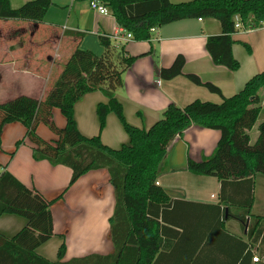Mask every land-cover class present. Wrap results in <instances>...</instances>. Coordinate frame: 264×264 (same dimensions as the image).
Here are the masks:
<instances>
[{
    "label": "crops",
    "instance_id": "0c3cea01",
    "mask_svg": "<svg viewBox=\"0 0 264 264\" xmlns=\"http://www.w3.org/2000/svg\"><path fill=\"white\" fill-rule=\"evenodd\" d=\"M10 1L13 7H19L30 0H16L18 4ZM51 2L42 21L0 18L3 20L0 39H3L1 36L8 39V44L0 48L6 55L4 61H8V81L24 86L17 89H27L0 104L24 96L38 101L45 99L77 48L103 55L105 47L100 35L112 37L117 47L124 45L126 52L136 57L124 71L123 86L116 90V97L123 105L126 121L142 129L153 126L171 103L180 107L196 99L221 103L223 97L237 94L254 75L264 71V24L254 29H236L232 35V52L240 67L231 70L216 64L206 48L209 36L222 33L221 22L216 18H186L154 26L150 29V39L138 40L117 23L111 11L95 12L90 0ZM178 55L185 59L183 73L170 79L162 77L161 70L170 67ZM187 74L213 83L221 94L194 83ZM262 91L264 96V88ZM107 101L102 90L89 92L75 103L74 115L83 135H99L104 144L118 149L130 138L114 112L108 113L101 130L97 105ZM53 120L59 128L66 124L58 108L53 109ZM263 121L262 107L258 120L249 130L252 145L259 137V125ZM41 124L44 123L37 128L39 135L46 140L56 139V134L52 136ZM25 134L26 126L21 122L5 125L0 142V174L9 171L48 200L55 199L68 187L72 169L52 165L48 160H35L32 144L27 139L16 147V142ZM220 136L219 130L192 125L172 141L157 180L170 197L171 205L165 212L166 222L160 220L164 225V246L156 264L234 262L237 249L233 239L221 234L219 239H208L211 230L217 229L216 209L212 206L218 204L227 213L222 220L223 229L250 244V264H264V174L247 180H230L223 186L216 176L193 174L187 168L189 158L202 160L211 156ZM115 204V189L108 170L101 168L85 173L51 206L54 234L37 248V253L57 261L63 243L66 245L64 261L113 252L109 219ZM25 224L21 216L4 214L0 217V232L11 237ZM249 226L253 229L250 237ZM259 229V236L254 238ZM215 233L218 232L215 230ZM255 255L259 256L258 261H253Z\"/></svg>",
    "mask_w": 264,
    "mask_h": 264
},
{
    "label": "trees",
    "instance_id": "16d2710c",
    "mask_svg": "<svg viewBox=\"0 0 264 264\" xmlns=\"http://www.w3.org/2000/svg\"><path fill=\"white\" fill-rule=\"evenodd\" d=\"M99 1L109 8L117 23L138 40L150 39V29L154 26L186 18L218 19L222 33L209 36L206 48L216 64L231 70L240 67L232 52L237 17L251 29L264 24V0ZM51 3V0H30L13 7L10 0H0V18L42 21ZM100 42L105 47L101 56L81 48L72 53L45 99L38 101L24 96L0 104V141L6 124L21 122L26 126V134L16 142V147L27 139L32 144L35 160H48L52 165L72 169L68 187L52 200L36 188L26 186L9 171L0 174V217L13 214L26 220L11 237L0 232V264H156L164 246L161 221L166 222L165 212L171 205L170 197L157 180L172 141L192 125L219 130L221 136L211 156L202 160L188 159L190 172L216 176L223 186L230 180H247L264 174V121L259 125L260 134L255 144L250 143L249 135L264 108L261 95L264 71L254 75L237 94L223 97L221 103L200 99L185 107L171 103L153 126L142 129L126 121L123 105L116 97V90L123 86V73L136 57L130 56L124 45L117 47L110 36L100 35ZM245 46L251 51L248 44ZM184 64V57L178 55L170 67L161 70V76L170 79L182 74ZM186 76L221 94L213 83L203 82L195 74ZM98 89L108 98L107 102L97 105L101 130L108 113L114 112L129 135V142L118 149L104 144L99 135L87 137L78 129L75 103ZM54 108L60 109L66 118L62 128L54 123ZM40 123L48 124L56 139L46 140L40 136L37 132ZM101 168L108 170L115 189V210L109 219L114 251L64 261L66 245L63 243L57 261L38 254L37 248L54 234L51 206L82 175ZM212 207L216 209L217 229L211 230L208 239H219V234L233 239L237 257L231 264H250V244L225 231L222 220L227 213L219 204ZM260 231L255 232L254 238ZM252 234L249 226V237Z\"/></svg>",
    "mask_w": 264,
    "mask_h": 264
},
{
    "label": "rangeland",
    "instance_id": "374dc122",
    "mask_svg": "<svg viewBox=\"0 0 264 264\" xmlns=\"http://www.w3.org/2000/svg\"><path fill=\"white\" fill-rule=\"evenodd\" d=\"M14 4H18L16 2V0H14ZM0 23L2 24L3 20L0 19ZM1 38H3V39H0V48L3 47V45H5V43L8 44V39H6L3 36H1ZM2 51L3 50L0 49V78H1L0 79V101L13 98V97L17 96L18 94H20V92L21 93L27 92L26 88L17 89V88H22L24 86L18 87L17 85L13 84L10 80L8 81V61L7 62L4 61L6 59L5 58L6 55ZM1 59H3V62H1ZM262 93H263V91L261 92V95H262ZM41 125H42L41 127H44L45 130L48 129L51 135H52V133L55 134L48 124L44 123ZM1 141H2V139H1ZM6 155H8V153H6Z\"/></svg>",
    "mask_w": 264,
    "mask_h": 264
},
{
    "label": "built area",
    "instance_id": "2783aa9c",
    "mask_svg": "<svg viewBox=\"0 0 264 264\" xmlns=\"http://www.w3.org/2000/svg\"><path fill=\"white\" fill-rule=\"evenodd\" d=\"M91 3V7L95 12H99L102 14H107L110 12L109 8L107 6H105L102 2H100L99 0H90ZM236 29L239 28H244V24L242 23L241 19L239 17H237V22L235 24ZM128 37H131V33L127 34ZM158 184V182H157ZM253 261H258L259 260V256L255 255L253 256Z\"/></svg>",
    "mask_w": 264,
    "mask_h": 264
}]
</instances>
